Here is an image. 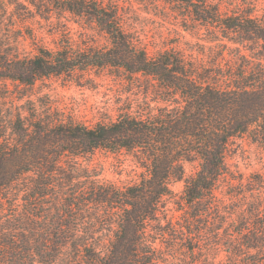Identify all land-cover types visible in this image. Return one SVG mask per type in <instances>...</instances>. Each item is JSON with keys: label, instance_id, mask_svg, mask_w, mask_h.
I'll list each match as a JSON object with an SVG mask.
<instances>
[{"label": "trees", "instance_id": "obj_1", "mask_svg": "<svg viewBox=\"0 0 264 264\" xmlns=\"http://www.w3.org/2000/svg\"><path fill=\"white\" fill-rule=\"evenodd\" d=\"M139 1L208 35L210 61L152 39L120 0H0V264H264V175L248 179V194L218 195L233 180V140L264 149V14L250 0L227 10L224 0ZM30 7L69 14L106 44L63 31L55 49L22 55L5 26L11 8L23 17ZM88 69L144 78V100L89 127L53 117L20 91ZM99 150L133 153L145 169L140 182L103 179L93 164ZM181 180L184 223L166 206ZM223 247L227 260L218 259Z\"/></svg>", "mask_w": 264, "mask_h": 264}, {"label": "rangeland", "instance_id": "obj_2", "mask_svg": "<svg viewBox=\"0 0 264 264\" xmlns=\"http://www.w3.org/2000/svg\"><path fill=\"white\" fill-rule=\"evenodd\" d=\"M224 1L226 3H223V9L227 10V3L231 0ZM250 1L257 4L259 14H264V0ZM120 3L132 6L136 14L144 19L148 30L151 31L149 35L153 36L152 39L156 38L159 42L162 35L167 38V45L175 42L169 46L194 50L197 56L204 54L205 60L208 61L210 56L214 55L209 50L208 35L200 34V36L183 31L172 19L163 18L162 15L147 10L145 7L147 5L139 0H120ZM30 8L33 13H23V17L12 14L13 8H11L9 10L11 16L7 19V26H5L6 33L16 38L22 55L33 56L38 46L55 49L56 42L63 31L68 32L76 41L84 37L90 41L94 39L97 45L106 44V38L102 33L88 28L86 24L76 23L69 14L38 13L34 8ZM176 30L181 32V36H178ZM30 34L34 39L29 37ZM225 55L229 57L227 53ZM143 81L144 78L131 81L128 75L117 74L109 69H88L42 79L33 87H22L20 91L30 96L29 99L36 102L40 109L52 112L55 118L94 127L96 124L109 123L117 119L121 113L126 112L129 102L134 103L135 106L136 102L143 101L145 96ZM151 104L155 106V103ZM133 110L136 111V108ZM93 164L101 172L103 179L120 188L140 182L145 172L136 156L126 150L120 152L99 150L93 157ZM228 164L229 176H233V180H229L221 188L219 197H223L226 193L228 195L248 194V179L252 176L264 175V149L246 137L237 138L229 146ZM185 168L187 175H193L198 169V161L186 163ZM242 177L244 183L240 182ZM184 189V180L173 181L172 195L166 198L169 216H174L178 223H184V212L178 209V205L182 203ZM233 226L230 224L227 231L232 230ZM189 244L188 241L187 245ZM221 250L218 259L227 260L226 247Z\"/></svg>", "mask_w": 264, "mask_h": 264}]
</instances>
